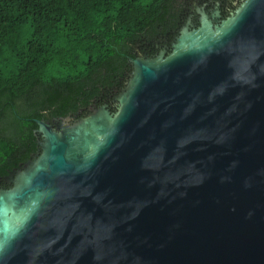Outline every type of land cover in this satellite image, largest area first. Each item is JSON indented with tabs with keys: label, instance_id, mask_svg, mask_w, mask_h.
Listing matches in <instances>:
<instances>
[{
	"label": "water",
	"instance_id": "obj_1",
	"mask_svg": "<svg viewBox=\"0 0 264 264\" xmlns=\"http://www.w3.org/2000/svg\"><path fill=\"white\" fill-rule=\"evenodd\" d=\"M133 58L115 105L35 119L0 264H264V0Z\"/></svg>",
	"mask_w": 264,
	"mask_h": 264
},
{
	"label": "trees",
	"instance_id": "obj_2",
	"mask_svg": "<svg viewBox=\"0 0 264 264\" xmlns=\"http://www.w3.org/2000/svg\"><path fill=\"white\" fill-rule=\"evenodd\" d=\"M159 2L0 0V177L36 150L35 119L82 115L122 90Z\"/></svg>",
	"mask_w": 264,
	"mask_h": 264
},
{
	"label": "flooded vegetation",
	"instance_id": "obj_3",
	"mask_svg": "<svg viewBox=\"0 0 264 264\" xmlns=\"http://www.w3.org/2000/svg\"><path fill=\"white\" fill-rule=\"evenodd\" d=\"M241 2L242 0H160L157 12L154 13L151 19L150 27L144 29L138 38L130 43V55L127 56L124 66L127 81L132 73L131 60L133 58H155L159 53H162V56L168 55L171 52L172 43L182 27L187 25L189 29L196 28L199 25V18L202 14L208 17L211 16L212 24L218 25L223 19L233 13ZM113 96L108 102L103 101L99 104L92 100V103L87 106L82 115L80 111L68 115L76 119L86 115L90 107H96L103 103H107L108 107L111 108L116 104L113 101ZM52 118L50 117L48 120L43 121L49 122L52 124L53 129H56ZM36 128L33 132L37 144L41 136ZM36 147L38 150L40 149L39 145ZM4 176L0 177V182L3 181L5 187H1L7 188L10 184L5 182Z\"/></svg>",
	"mask_w": 264,
	"mask_h": 264
},
{
	"label": "rangeland",
	"instance_id": "obj_4",
	"mask_svg": "<svg viewBox=\"0 0 264 264\" xmlns=\"http://www.w3.org/2000/svg\"><path fill=\"white\" fill-rule=\"evenodd\" d=\"M188 27V26H187ZM189 29V28H188Z\"/></svg>",
	"mask_w": 264,
	"mask_h": 264
}]
</instances>
